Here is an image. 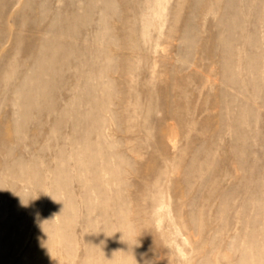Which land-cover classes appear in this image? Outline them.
I'll return each mask as SVG.
<instances>
[{"label":"rangeland","instance_id":"rangeland-1","mask_svg":"<svg viewBox=\"0 0 264 264\" xmlns=\"http://www.w3.org/2000/svg\"><path fill=\"white\" fill-rule=\"evenodd\" d=\"M0 234V264H264V0H0Z\"/></svg>","mask_w":264,"mask_h":264},{"label":"bare ground","instance_id":"bare-ground-1","mask_svg":"<svg viewBox=\"0 0 264 264\" xmlns=\"http://www.w3.org/2000/svg\"><path fill=\"white\" fill-rule=\"evenodd\" d=\"M60 1V0H59ZM53 26H57L58 23H57V20H54L53 21ZM43 51L42 53H40L35 59H34V65H32L33 67H31L29 69V73H27V75L23 78V81L18 85L16 86L15 88V92H14V100L15 102L13 104H15L14 106H16L18 104V101L21 100V99H27L28 101L29 98L31 97L32 95V87H39V89L43 88V80H42V75H45V74H48V73H51L53 70L52 67L50 68H44L42 66H40V63L41 61L43 60H46V59H49L51 63H53L55 60H56V56L57 57H65L66 54L68 55V52H71L72 50H63V47L59 46V45H55V44H50V43H45L43 45ZM47 50H53V54L52 56L48 55L47 53ZM60 54L59 56L56 54ZM56 54V55H55ZM14 61V60H13ZM17 62L14 61V64H16ZM38 63V67L36 66L35 67V64L37 65ZM108 63H109V60H108ZM13 68V64L9 65V69L11 70ZM37 68V70H36ZM35 74L37 75V77H35ZM15 76H16V72H15ZM42 81V82H41ZM46 85V84H45ZM30 87V88H29ZM49 88V87H48ZM43 96L45 95V93L42 94ZM21 109V108H20ZM25 114V112H24ZM99 124V123H98ZM175 137V136H174ZM170 143L171 145L176 148L177 146V142H176V139L174 138H170ZM101 152V151H100ZM103 154V153H102ZM101 155V154H100ZM105 158V157H104ZM107 163V162H106ZM108 164V163H107ZM106 165V164H105ZM19 166L22 167L23 166V163L22 162H19ZM108 170V169H107ZM49 194V190L46 191L45 195H48ZM40 198H38V201H39V204H43L44 202V199L41 198V200H39ZM39 206V205H38ZM35 215V219L32 221L35 226H37V221H38V217L39 215ZM23 225H25L27 223V218L23 220ZM34 226V227H35ZM60 231V230H59ZM62 231V230H61ZM59 234V233H58ZM1 235V234H0ZM95 237V236H94ZM54 238V237H53ZM56 238V237H55ZM63 238V237H62ZM61 238V239H62ZM97 238V237H96ZM65 239V238H64ZM187 240V239H186ZM126 241V240H125ZM186 242V241H185ZM88 244V243H87ZM90 244V243H89ZM105 247V246H104ZM135 248V247H134ZM100 253V252H99ZM102 253V252H101ZM107 253V252H106ZM115 253V252H114ZM109 254V253H108ZM1 256V254H0ZM106 256V255H105ZM135 256V255H134ZM100 257V256H99ZM108 257V256H106ZM105 257V258H106ZM101 259V258H100ZM128 259V258H127ZM123 261V260H122ZM109 262V261H108ZM112 262V261H111ZM89 263V262H88ZM114 263V262H113ZM124 263V262H123ZM122 263V264H123ZM19 264H38V261L37 260H29L25 263H19ZM110 264V263H109Z\"/></svg>","mask_w":264,"mask_h":264},{"label":"clouds","instance_id":"clouds-1","mask_svg":"<svg viewBox=\"0 0 264 264\" xmlns=\"http://www.w3.org/2000/svg\"><path fill=\"white\" fill-rule=\"evenodd\" d=\"M21 202H22V204H24V206H27V203H25L23 200Z\"/></svg>","mask_w":264,"mask_h":264}]
</instances>
